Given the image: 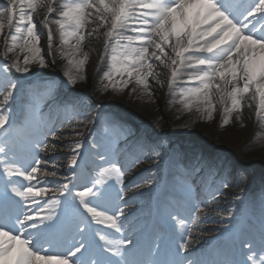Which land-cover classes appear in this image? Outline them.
<instances>
[{
    "label": "snow or ice",
    "instance_id": "1",
    "mask_svg": "<svg viewBox=\"0 0 264 264\" xmlns=\"http://www.w3.org/2000/svg\"><path fill=\"white\" fill-rule=\"evenodd\" d=\"M100 39L101 92L154 102L166 79L182 111L208 121L219 111L226 127L248 109L264 128V0H0V264H264V200L258 219L218 213L227 222L208 250L213 229L201 225L215 222L207 210L228 183L201 195L193 179L180 201L141 217L136 197L155 181L133 170L160 152L139 140L123 149L134 137L123 121L108 116L104 138L79 139L97 121L58 99L54 81L29 82L12 119L15 74L62 60L72 88Z\"/></svg>",
    "mask_w": 264,
    "mask_h": 264
},
{
    "label": "bare ground",
    "instance_id": "2",
    "mask_svg": "<svg viewBox=\"0 0 264 264\" xmlns=\"http://www.w3.org/2000/svg\"><path fill=\"white\" fill-rule=\"evenodd\" d=\"M87 49L93 51H90L89 56V62L86 67V73H87V80L77 83L74 87L69 88L67 84H63L66 90L77 92L78 97L76 100L79 102V106L82 110L86 111L88 116L90 114H95V110L97 106L99 105H107V108L103 110V116L102 119L99 120V124L94 129L89 130L91 124L87 126V128L81 129V131L84 134L91 133V136H94L96 139H102L105 137V119L108 116H111L110 108L116 111H121L126 115H129L133 117L135 120H137L136 117L143 116L145 118L140 119L143 122H145L146 127L144 131L137 135L136 139L139 141L142 140L141 144L145 145L146 147H155L157 151L160 152V156L158 158V162H154L153 160H146L148 164L146 166H151V164L156 165L161 162V160L165 159L166 151L163 152V149L158 150L157 148V142L163 143L166 137L161 134L159 137H156V140L149 141L150 143H147V138H149V134H151L153 131H149V128H152L156 130L161 126L160 117H164L168 119L169 123L167 126L174 127V129H177L178 132L175 133L177 143H175V153H173V163L184 165L185 160L181 159V154L183 152L182 145L183 141H185L188 136L195 135V132L201 131L204 133H207L209 131L210 134L213 136H216L213 144L214 151V157L219 159L224 158L225 160L229 159L230 166L231 167H237L238 161L234 158H232L229 154H225L227 152L224 148V146L228 147L229 149H232L234 152H238L239 160H241L243 163H249L251 161L259 163L260 158H264V128H262L259 124V122L255 119L254 113H251L250 110L245 109L244 111V120L243 125L240 122H235L232 124H229L226 127H220V121H221V113L217 111L214 113V118L211 121H208L206 119H201L198 114L195 113V111L189 113L182 111V106L178 103H170L171 97L168 95L167 90V82L166 79L164 80V87H156L154 90L156 92L154 102H150L147 100L146 97H141L137 94L134 95H128L127 92L123 93H103L99 89L101 86L97 83V70L99 69L101 72L105 69V63L107 61V57L105 58V62H101L100 55L103 51V39H100L99 41H93L92 43L87 45ZM65 70V62L62 60H58L57 64L55 66H49L48 68L34 69L33 73L27 76L20 77L19 74L17 75L21 82H27L29 81H35V80H42L46 77H51V81L55 82V85H61L63 76L62 73ZM55 72H58L61 76L60 81H57L56 79H53L52 76ZM163 78V77H162ZM58 88V87H57ZM26 92V91H25ZM86 98L85 101H89L87 103L90 108L86 109L87 107L81 103V99ZM22 114V111H21ZM11 117H15V113L13 116V111L11 112ZM21 118V115L20 117ZM13 119V118H12ZM104 121V122H103ZM104 124H103V123ZM127 127H129L130 123H125ZM98 127V128H97ZM148 130V131H147ZM151 130V129H150ZM137 132V130L132 129V133ZM200 133V132H199ZM211 135V136H212ZM201 136L204 138L209 139V136L206 134H201ZM80 139V138H79ZM90 139V135H89ZM203 143V142H202ZM246 145V149H242L240 151L239 148H237L240 145ZM88 145V143H87ZM160 145V144H159ZM86 151V147H85ZM199 152L202 153V149H199ZM188 154H185L183 157L186 158ZM65 161L62 159L60 163H64ZM187 163H190V161H187ZM260 164V163H259ZM259 170H261V167L258 166ZM155 168H152L154 170ZM242 171V175H243ZM218 174L214 175L212 177V173L208 172L202 176L193 177L188 174H185L183 176L187 177L186 182H191L193 179H195L196 184L201 189V195L203 194L204 190L206 188H211V183L216 182L212 188L220 186L221 182H226L230 185L229 189H223L220 188L222 191L227 192L226 196L227 201L225 203H218V202H212L211 208L218 209V207L223 208V210H232L234 214L236 215L237 208L243 209V215H240L241 220L243 218L247 221L249 218L255 217L256 219L259 218L261 213H255L256 207L254 205V199L258 201V191H264V181L263 183L261 180L263 179V176L254 170V178H255V185L252 188V195L249 193L248 196H252L251 203H248L246 200V197L244 196L248 193L247 190L243 189V182L238 180L237 178H231L228 176V173L226 174ZM239 173L236 174L238 176ZM157 176V171L154 173H151L149 177H151L154 180V177ZM180 179H182V175L178 176ZM213 178V179H212ZM163 181H167L166 183L170 182V180H166V177H161ZM185 181V180H184ZM160 188V184L156 185V189ZM144 191V190H143ZM161 193L159 195V202L158 204L169 201L172 203H175V199H167L169 197V191L160 189ZM153 194L151 196H148L147 192H143L142 195H138L136 197L137 204L139 207L142 208L143 214L148 213L149 211L154 210L151 208L150 204L153 199ZM131 195V193H129ZM237 196H240L241 199L238 201L236 199ZM260 201V200H259ZM140 208V209H141ZM209 208V209H211ZM208 209V210H209ZM210 211H207V214L210 216ZM221 213V212H219ZM247 213V215H246ZM141 216V217H142ZM213 217L215 222L207 221L201 225L203 228H210L213 229L211 232H204L203 233V241H206L207 244L205 245L206 249L214 247L216 245V241H214L212 238L217 234L215 230L220 229L222 227L223 223H226V219L221 220V217L218 215V213ZM226 217V215H225ZM245 221V222H246Z\"/></svg>",
    "mask_w": 264,
    "mask_h": 264
},
{
    "label": "rangeland",
    "instance_id": "3",
    "mask_svg": "<svg viewBox=\"0 0 264 264\" xmlns=\"http://www.w3.org/2000/svg\"><path fill=\"white\" fill-rule=\"evenodd\" d=\"M54 73L55 74H53L54 76H52V78L56 79L57 81H60L61 77L59 78V76H61V75L55 71H54ZM51 80H52L51 77H46V78H43L41 81H51ZM41 81L39 79L35 80V82H41ZM57 87H56L57 88V96H58V99H60V100L64 99L65 97H70V98H75V99L78 97L76 91L72 92V91L66 90L62 83H61V85L58 84ZM28 88H29V83H27V84L24 83L23 89L27 91ZM85 100H86V98L81 99V103L86 106L87 103H89V101H85ZM87 107H90V106L88 105ZM106 108H107V105L97 106L95 113L98 114L99 120L102 119V116H103L102 112ZM86 109H89V108H86ZM110 111H111V116H115V117L119 118V120L123 121L124 123H130L131 124L129 126L130 130L132 128L135 130L137 129V131H141V129L144 127L143 128V131H144L145 122H143L140 119H143L145 117L139 116V117H136L137 120H135L133 117L126 115L121 111H116V109L113 110L110 108ZM89 117L96 119L95 114H90ZM160 120H162V121H161V126L159 128H157L156 130L149 128V132L150 131H153V132L151 133V136L149 138H147L146 142H148V140L150 138L155 141L156 137H159L161 134H163L166 137V139L164 140V143H161V146L162 147L164 146L167 149H169L171 146H174L175 143H177V140H175L176 139L175 133L178 132V130L174 129V127L167 126V124L169 123L168 119H166L164 117H160ZM97 124H99V122H96L95 125H97ZM95 125H93V126H95ZM141 133H142V131H141ZM195 133H196L195 135L187 134L186 136H188L189 138H187L185 141H183V145H182L183 152L181 154V157H183L185 154H188V156L185 158V161H189L193 158V160H192L193 162L190 165L188 164V166H187L188 170L190 171V173H194L196 175L198 173H199V175H202V173L204 174L205 172H207L209 170V168H210V171L211 170L215 171L214 174L218 173L219 171H221L220 167H221L223 161L221 160L219 163H217V160L213 157V153L215 151V149L213 148V144H214V140H215L216 136H213L212 134H210L209 131L207 133H204L201 131H198ZM201 134H205V135L207 134L209 136V139L207 140V138H205V137L203 138L201 136ZM83 136H84V133H83ZM83 136L79 137V138L82 139ZM200 148L202 149V153L199 152ZM224 148L227 151V152H225V154H229L232 158H234L238 161L237 167H238L239 171L244 172V175H243L244 180L242 181L243 182V184H242L243 189H245V190L248 189L251 186V184L253 183V181L255 180L254 170L256 172H259L263 176V179L261 180V182L263 183V181H264V158L263 157L260 158V160H258V161H260L259 162L260 164L257 162H254V161H251L249 163H243L241 160H239L238 152H236V151L234 152L232 149H229L226 146H224ZM237 148H239L241 151L242 149L243 150L246 149V145L242 144V145L238 146ZM212 163H213V166L211 167ZM147 164H148V162L144 160V162L139 166V168L133 170L134 173H139V176H137V179H139L140 176L149 177V175L151 173H154L155 171H157V174H158V172L160 171L161 163L158 165H154L156 167L154 170H152V168H154L152 166L153 164H151V166H149V168H148V166H146ZM258 166L261 167V170H259ZM193 168L195 169V171H192ZM201 168L204 169L202 173L200 172ZM175 169H177L179 171V169H181V167H178V168L175 167ZM223 170H224V166H223ZM223 170H222V173H223ZM227 170L231 171L230 167H227ZM183 171H184V168H183ZM182 173H184V172H182ZM128 175L131 176L132 173H129ZM154 178H156V177H154ZM242 179H240V180H242ZM229 187L223 188V189H229ZM211 188H212V186H211ZM152 190H153V187L150 190L148 188H145L143 192H147L148 196H150L152 194ZM220 193L221 194L217 197V200L214 202H218L220 204L225 203L227 201V197H225L226 192H224L220 189ZM258 193H259L258 197L259 198L262 197L261 192L259 191ZM176 195H178L179 197H181L183 195L186 196V194H181V193L180 194L176 193ZM207 211L211 212L210 216H214L219 212L224 213V215H227L228 210H226V209L223 210L222 207H221V209H220V207H218V209L211 208ZM239 212H240V209L237 208V210L235 212L236 216H238Z\"/></svg>",
    "mask_w": 264,
    "mask_h": 264
}]
</instances>
